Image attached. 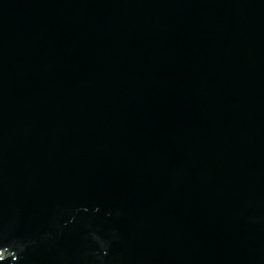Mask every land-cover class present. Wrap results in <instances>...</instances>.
Wrapping results in <instances>:
<instances>
[{"label":"water","instance_id":"obj_1","mask_svg":"<svg viewBox=\"0 0 264 264\" xmlns=\"http://www.w3.org/2000/svg\"><path fill=\"white\" fill-rule=\"evenodd\" d=\"M0 264H264V0H0Z\"/></svg>","mask_w":264,"mask_h":264}]
</instances>
